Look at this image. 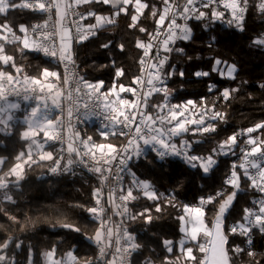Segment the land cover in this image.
<instances>
[{"label":"snow or ice","instance_id":"1","mask_svg":"<svg viewBox=\"0 0 264 264\" xmlns=\"http://www.w3.org/2000/svg\"><path fill=\"white\" fill-rule=\"evenodd\" d=\"M86 5L107 8L104 11L91 8L79 11ZM250 7L264 17V0H256L254 4L252 0H160L159 5L149 0H0V133L12 134L14 113L21 108L19 103L9 100L10 96L36 101L23 117L25 130L21 139L27 143V150L19 152L10 166H7L6 158L0 157L2 200L14 203L10 184L18 185L24 179L26 166L30 168L39 161H52L49 170L54 174L71 173L74 166H83L96 174L100 182L92 193L94 206L78 205L92 221L98 223L95 233L87 237L96 245L97 256L79 258L70 250L65 257L56 259V248L53 247L43 253L45 264H97L99 261L103 264H137L144 245L126 226H121L141 220L145 225H151L161 217H154L148 208L132 212L129 205L140 195L152 201L164 199L172 207L178 205L174 195L165 197L158 193L149 181L141 180L130 165L140 160L152 163L149 153H154L161 162L169 157H178L198 175H209L217 167V158L236 155V148L241 143L244 146L239 149L242 154L240 162L231 165L221 188L214 194L201 196L197 204L179 205L182 214L177 219L183 236L178 242L162 241L167 253L174 254L178 247L179 255L164 256L161 264H238L242 255L252 258L254 264H260V260L255 259L257 254L252 246L257 232L264 235V121L228 136L210 154H197L194 145L201 141L184 139V134L203 136L215 133L217 124L210 121L226 123L227 113L217 110L215 104H204L203 98L199 105L193 100L172 103V90L167 85V81L177 74L174 66L168 64L170 55L184 52L183 48L177 47V42L193 41V28L189 21L201 22L205 31L219 22L242 33ZM25 11L40 14L42 22L14 23V15ZM121 14L129 18V29L147 36L146 40L138 37L135 42V47L142 50L138 59L140 74L132 79L135 87L119 82L126 73L112 59L109 65L102 66L111 67L114 73L111 86L105 88L103 80L92 82L81 74L74 45H82L102 32L113 31ZM53 17L55 22H52ZM142 19L154 20V29L149 31L142 24ZM86 20L94 23H84ZM216 40L215 35H210L207 47L213 48ZM252 43L264 47V35ZM6 45H16V51L25 58L26 52L42 54L44 58L62 65L63 75L50 67H43L38 76L26 74L17 64L16 57L7 52ZM100 48L115 56L113 49L124 52L125 44L106 38ZM211 72L234 81L238 68L234 63L213 58ZM194 75L208 77L210 72L196 71ZM179 76L183 77L184 72L180 71ZM259 86L264 88V84ZM215 87L210 84L209 92H213ZM239 91L240 85L225 88L220 97L228 102L235 99ZM122 93H130L135 99H128ZM153 94H162L163 101L150 105L149 99ZM197 108L200 110L194 111ZM93 119L101 121L104 130L99 135L102 142L95 141L90 135L82 136L77 128V123ZM253 133L259 135L253 136ZM41 134L42 138L37 139ZM241 136L247 138L241 142ZM113 137L125 138L126 142L113 143L110 140ZM177 137L180 138L179 145L175 142ZM56 143L62 145L57 150L59 155L50 150ZM241 174L250 182L247 188L259 196L252 200L251 207L243 209L239 220L228 224L238 193L247 190L242 187ZM125 176L129 177L127 183ZM105 203L122 217L120 224L109 226L111 217L105 216ZM209 205L213 208L208 209ZM207 211L214 212L211 226L205 220ZM155 212L162 213L159 203L155 205ZM0 213L8 215L2 207ZM8 219L20 223L15 216L9 215ZM57 224L63 229L86 235L76 223L59 219ZM234 237L240 238V243ZM10 246L13 250L21 249L24 242L9 235L0 241V253ZM113 247L114 250L109 252ZM31 251V246H28V252ZM195 252L202 255L197 256ZM0 264H15V261L0 254ZM28 264H34L30 255ZM144 264H155V261L149 257Z\"/></svg>","mask_w":264,"mask_h":264},{"label":"trees","instance_id":"2","mask_svg":"<svg viewBox=\"0 0 264 264\" xmlns=\"http://www.w3.org/2000/svg\"><path fill=\"white\" fill-rule=\"evenodd\" d=\"M150 3L159 5L160 0H149ZM256 0H252L254 4ZM104 11L107 6L86 5L79 9L84 12L87 9ZM210 11L209 9H204ZM36 17L28 11L17 12L14 15V23L32 24ZM2 22V20H0ZM142 24L152 31L155 22L152 19L143 20ZM179 22V21H178ZM85 23H94L93 20H86ZM129 18L123 14L118 18L117 26L111 32H102L96 38L85 41L82 45H74L78 52V63L81 74L89 81L96 82L103 80L105 88L111 86L113 82V69L102 67L109 65L112 59L117 61V65L122 67L126 75L120 78L119 82L125 85H132V79L139 73L138 59L142 55V50L135 47L136 39L139 37L147 39L146 34L139 33L135 29L128 28ZM193 28V41H178L177 47L183 48V53H172L168 64L174 66L176 75L167 81L171 91L172 103H183L193 100L198 105L203 98L204 104L211 106L215 104L216 109L226 112L227 122L210 121L217 124L215 133L204 134L203 136L191 133L184 134V139L189 141L199 140L201 143L194 145L197 154L207 155L218 143L238 130H244L254 126L258 122L264 121V88L259 85L264 84V47L254 46L253 40L264 35V17L252 10L247 14L245 20V31L239 32L234 28H228L217 22L208 31L201 27V22L189 21ZM210 35L217 37L213 48H208L207 43ZM110 38L114 43L123 42L125 51L119 52L116 49L115 56H110L108 51L100 48V44ZM16 45H6L9 54L16 57L18 65L23 67L24 72L31 76H38L43 67H50L57 70L56 66L26 52L21 56L16 51ZM189 57L191 59H189ZM213 58L228 61L237 65L238 73L236 80L221 78L217 73H212ZM14 72V70H11ZM58 71V70H57ZM183 71L184 76H179ZM196 71H209L208 77H196ZM246 81L247 83H241ZM210 84L216 87L213 92H209ZM240 85V91L235 94V99L228 102L223 101L220 93L225 88H234ZM162 94H154L149 99V104L161 103ZM197 108L194 111H199ZM195 128V125L191 126ZM25 126L16 122L11 129V135L0 133V157L6 158L7 166L15 161V156L27 150V143L21 139V133ZM93 134V133H92ZM253 136L259 133H253ZM95 141L102 142V138L93 134ZM111 142L120 144L121 138H110ZM175 142L179 145L180 138ZM239 145L236 152L239 153ZM52 150V149H50ZM53 151V150H52ZM54 152V151H53ZM238 155H228L218 157L217 167L212 174H197L196 170L190 169L183 161L166 160L161 162L156 159L154 153H149V159L140 160L131 164L132 171L141 180L149 181L158 193H163L165 197L172 194L176 197L177 207H172L166 200L152 201L140 195L139 199L129 205L130 211L140 212L145 208L151 209V214L159 220H154L153 224L145 225L142 220L137 222H127L128 231L133 233L137 241L144 245L142 255L137 264H144V261L151 257L155 264H161L164 256L179 255L178 247L174 254L167 253L162 241L170 239L178 242L183 236L180 232L181 223L177 219L182 214L179 205L197 204L201 196L214 194L221 188L226 173L229 172L232 163ZM38 160V158H36ZM240 162H236L237 164ZM51 161H39L30 168L26 166L24 179L19 184H10V194L14 203L2 200L3 193L0 191V207L4 208L8 215L0 213V241L11 235L24 242L21 249L10 248L4 254L11 257L15 264H28V257L34 264H45L43 253L56 248V259L65 257L68 251H72L79 258L93 257L94 246L87 238L92 236L98 223L91 220L89 214L83 211L78 205L94 206L92 197L93 190L99 186L97 175L88 177H78L61 173L52 175L50 173ZM240 171L239 169H237ZM14 181V178H12ZM242 187L246 191L240 192L233 207L230 210L228 224L239 220L243 209L251 207L252 200L258 197V193L247 188L248 182L241 174ZM136 194V193H134ZM159 203L162 213L155 212V205ZM213 206L209 205L208 209ZM15 216L20 223H14L8 216ZM64 219L67 222L76 223L81 226L86 235L71 232L63 229L57 224V220ZM214 219V212L207 211L205 220L211 226ZM23 228V230H21ZM237 243L240 238L234 237ZM31 246V253L28 252ZM244 247H248L244 245ZM252 250L257 254L255 259L264 264V235L258 232L254 235ZM197 256L202 254L195 252ZM238 264H254L252 258L242 255Z\"/></svg>","mask_w":264,"mask_h":264},{"label":"built area","instance_id":"3","mask_svg":"<svg viewBox=\"0 0 264 264\" xmlns=\"http://www.w3.org/2000/svg\"><path fill=\"white\" fill-rule=\"evenodd\" d=\"M222 10V9H221ZM32 13V12H31ZM35 17H36V20L35 21H33L32 22V24L33 23H37V22H42V20H41V18H40V14H38V13H32ZM52 22H55V17H53V21ZM84 23H85V21H84ZM32 53V52H31ZM33 55H35V56H37V57H39L40 59H42V60H44V61H47V62H50V63H52L53 65H55L56 66V68H57V70H58V72H60L61 73V75H63V66L62 65H57L54 61H51V60H49V59H47V58H44L43 56H42V54H36V53H32ZM77 63H78V61H77ZM78 65H79V63H78ZM80 66V65H79ZM138 66H139V64H138ZM140 74V66H139V73H138V75ZM132 87H135V85H131ZM17 87H20V85H17ZM121 95H123L124 97H126V98H128V99H135V97H133L130 93H122ZM154 95V94H153ZM152 97V96H151ZM150 97V98H151ZM9 100L10 101H13V102H27V103H29V104H31V105H35V103H36V101L35 100H28V101H25V100H23V98H22V96H15V95H13V96H10L9 97ZM49 103H51V101H49ZM53 114L55 115L56 114V112H55V110H54V112H53ZM77 128L78 129H80L81 130V135L83 136V135H90V136H92L93 137V134L95 133V134H97V135H99V133H100V131H102V130H104L103 128H102V125H101V121L100 120H98V119H93V120H91L90 122H85V123H77ZM239 131H241V130H238L237 132H239ZM93 133V134H92ZM100 136V135H99ZM101 137V136H100ZM247 137H244V136H241L239 139L241 140V142L243 141V140H245ZM93 139H94V137H93ZM122 139V143H124V142H126V140H125V138H121ZM95 140V139H94ZM63 146H65L66 147V145H63ZM241 146H244L242 143L239 145V147H241ZM60 147H62V145L61 144H59V143H56L55 145H54V147L52 148V150L54 151V154L55 155H59V153H58V149L60 148ZM236 154L238 155L236 158H235V163L238 161V159L240 160V157H241V152H240V150H239V153H237L236 152ZM65 155H66V153H65ZM167 160H179V161H182L180 158H178V157H169ZM52 162V161H51ZM233 162V163H234ZM232 163V164H233ZM52 164H53V162H52ZM62 164H63V162H62ZM52 166V165H51ZM50 173L52 174V175H59V174H61V173H56V174H54V173H52L51 171H50ZM65 174H70V175H73V176H78V177H83V178H85V177H88V176H93V175H96V174H94V173H92V172H89L88 171V169L87 168H84L83 166H79V165H77V166H74V168H73V171L71 172V173H65ZM128 180H129V177H127V176H125V183H127L128 182ZM106 191L107 190H105V193H106ZM258 196H259V193H258ZM107 199V197H106V195H105V200ZM105 209H106V211H105V216L106 217H108V216H110L111 217V224L109 225V226H115V225H118V224H120V222H121V220H122V217L121 216H119V215H116L115 214V210L111 207V206H109L107 203H105ZM127 227L128 228V224H127V222L124 224V225H122L121 227ZM93 246H94V250H95V252H94V256L93 257H96L97 256V254H98V250H97V247H96V245L93 243ZM114 250V247H113V249H109V252H111V251H113ZM97 264H103V262L102 261H99V262H97Z\"/></svg>","mask_w":264,"mask_h":264},{"label":"rangeland","instance_id":"4","mask_svg":"<svg viewBox=\"0 0 264 264\" xmlns=\"http://www.w3.org/2000/svg\"><path fill=\"white\" fill-rule=\"evenodd\" d=\"M11 102H13V101H11ZM14 103H19V104L21 105V108H20V110H18V111H16V112L14 113V117H15V119H14V121H13L12 123H13V125H14L16 122H19V123L23 124V117H24L25 112L28 111V110H30V108H31L32 106H34V105H31V104H29V103H27V102H14ZM24 130H25V129H24ZM24 130H23V131H24ZM41 138H42V134H41L40 137H37V139H41ZM177 138H178V137H177Z\"/></svg>","mask_w":264,"mask_h":264}]
</instances>
